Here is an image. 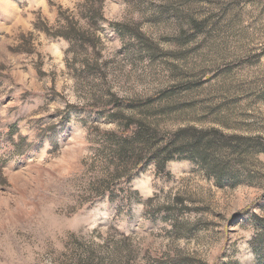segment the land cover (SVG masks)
I'll return each mask as SVG.
<instances>
[{"label":"rangeland","instance_id":"obj_1","mask_svg":"<svg viewBox=\"0 0 264 264\" xmlns=\"http://www.w3.org/2000/svg\"><path fill=\"white\" fill-rule=\"evenodd\" d=\"M0 264H264V0H0Z\"/></svg>","mask_w":264,"mask_h":264},{"label":"trees","instance_id":"obj_2","mask_svg":"<svg viewBox=\"0 0 264 264\" xmlns=\"http://www.w3.org/2000/svg\"><path fill=\"white\" fill-rule=\"evenodd\" d=\"M55 36L56 37H61V38L65 39V40H70V41L71 40H74V41H85L84 38L82 36H80L75 29H72V28L68 29L67 31H64L63 33L61 32L60 34H56ZM145 135L146 136H145V138H143L142 144H144L146 146H151V142L153 141V139L155 137L154 134H151V135H148V136H147V134H145ZM186 142H187V145H185V146L195 147V145H196V142L190 143L189 140H187ZM206 147L207 148L210 147V142L209 141L206 143ZM173 148H174V144H173V142H171V143H168L163 149H164V151H168L169 152Z\"/></svg>","mask_w":264,"mask_h":264}]
</instances>
